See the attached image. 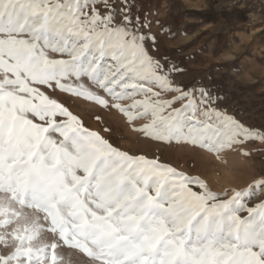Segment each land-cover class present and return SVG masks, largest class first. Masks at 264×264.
Here are the masks:
<instances>
[{"label":"snow or ice","instance_id":"snow-or-ice-1","mask_svg":"<svg viewBox=\"0 0 264 264\" xmlns=\"http://www.w3.org/2000/svg\"><path fill=\"white\" fill-rule=\"evenodd\" d=\"M154 14L140 0H0V264H264V200L248 203L264 175L216 191L123 150L100 115L90 128L60 98L217 160L259 151L246 145L264 130L212 86L177 79L186 69Z\"/></svg>","mask_w":264,"mask_h":264},{"label":"rangeland","instance_id":"rangeland-1","mask_svg":"<svg viewBox=\"0 0 264 264\" xmlns=\"http://www.w3.org/2000/svg\"><path fill=\"white\" fill-rule=\"evenodd\" d=\"M186 1V0H185ZM199 11L178 0H140L145 11L152 10V31L157 32L162 48L186 69L178 80L185 83L203 81L225 97V107L249 125L264 130V1L200 0ZM201 19V21H199ZM159 20L160 25L154 22ZM196 22V23H195ZM166 30L159 32L160 27ZM61 100L80 114L86 126H100L94 117L100 115L106 136L111 142L134 154L159 157L181 170L199 174L210 186L244 188L264 175V144L254 142L246 147L260 149L243 155L239 149L215 155L184 143H162L132 131L122 114L99 108L82 98L62 95ZM135 123H140L136 121ZM231 195V193H229ZM264 200V188L248 203ZM64 251V250H61ZM66 260L68 253L64 251ZM86 262L87 257H82Z\"/></svg>","mask_w":264,"mask_h":264},{"label":"crops","instance_id":"crops-1","mask_svg":"<svg viewBox=\"0 0 264 264\" xmlns=\"http://www.w3.org/2000/svg\"><path fill=\"white\" fill-rule=\"evenodd\" d=\"M178 1L180 2L181 5H182V3L189 5L190 9H192V10H195V11L200 10V9H198V6L194 5V4H200L201 3L200 0H186V1L185 0H178ZM199 21H201V19Z\"/></svg>","mask_w":264,"mask_h":264}]
</instances>
